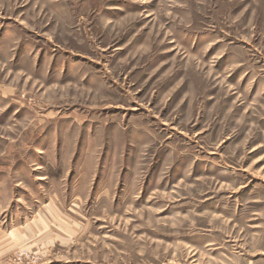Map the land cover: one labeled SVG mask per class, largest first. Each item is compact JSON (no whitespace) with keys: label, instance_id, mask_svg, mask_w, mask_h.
I'll return each instance as SVG.
<instances>
[{"label":"rangeland","instance_id":"374dc122","mask_svg":"<svg viewBox=\"0 0 264 264\" xmlns=\"http://www.w3.org/2000/svg\"><path fill=\"white\" fill-rule=\"evenodd\" d=\"M0 264H264V0H0Z\"/></svg>","mask_w":264,"mask_h":264}]
</instances>
